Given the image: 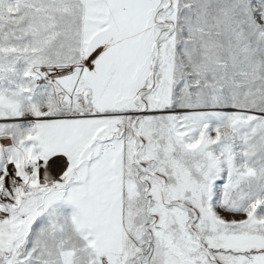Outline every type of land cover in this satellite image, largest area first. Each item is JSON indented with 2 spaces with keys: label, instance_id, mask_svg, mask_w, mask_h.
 Segmentation results:
<instances>
[{
  "label": "snow or ice",
  "instance_id": "snow-or-ice-1",
  "mask_svg": "<svg viewBox=\"0 0 264 264\" xmlns=\"http://www.w3.org/2000/svg\"><path fill=\"white\" fill-rule=\"evenodd\" d=\"M0 264H264V0H0Z\"/></svg>",
  "mask_w": 264,
  "mask_h": 264
}]
</instances>
